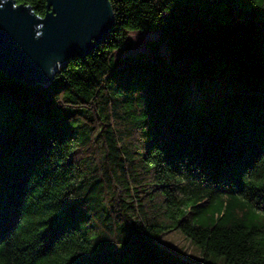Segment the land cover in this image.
<instances>
[{
  "label": "trees",
  "instance_id": "obj_1",
  "mask_svg": "<svg viewBox=\"0 0 264 264\" xmlns=\"http://www.w3.org/2000/svg\"><path fill=\"white\" fill-rule=\"evenodd\" d=\"M110 1L107 37L49 85L0 71V264H187L158 246L174 229L264 264V0ZM146 30L152 55L114 58ZM227 66L242 88L191 107L187 81Z\"/></svg>",
  "mask_w": 264,
  "mask_h": 264
},
{
  "label": "water",
  "instance_id": "obj_2",
  "mask_svg": "<svg viewBox=\"0 0 264 264\" xmlns=\"http://www.w3.org/2000/svg\"><path fill=\"white\" fill-rule=\"evenodd\" d=\"M46 1L42 16L30 5L0 0V71L43 86L94 51L115 23L110 0Z\"/></svg>",
  "mask_w": 264,
  "mask_h": 264
},
{
  "label": "rangeland",
  "instance_id": "obj_3",
  "mask_svg": "<svg viewBox=\"0 0 264 264\" xmlns=\"http://www.w3.org/2000/svg\"><path fill=\"white\" fill-rule=\"evenodd\" d=\"M160 38L158 31H132L128 35V39L132 42V47L127 50L125 48L116 50L114 58L119 59L127 55H136L138 53H146L152 55V51L148 43L157 41ZM162 55L169 59V50L165 42L160 46ZM237 67H224L211 77H201L199 74L194 75L193 80H188L185 88V95L190 106L198 109L207 106L210 102H216L222 98L228 97L230 94L238 92L242 88L241 80L237 76ZM219 204L215 201V219L214 210L209 209L206 212L196 215L193 222L196 224H212L216 221ZM172 219H167L169 223ZM238 220L239 216L235 217ZM159 248L171 254L173 258L186 261L187 264H225L222 256H209L203 259L200 247L192 242L180 229L171 230L162 235L158 240Z\"/></svg>",
  "mask_w": 264,
  "mask_h": 264
},
{
  "label": "snow or ice",
  "instance_id": "obj_4",
  "mask_svg": "<svg viewBox=\"0 0 264 264\" xmlns=\"http://www.w3.org/2000/svg\"><path fill=\"white\" fill-rule=\"evenodd\" d=\"M261 6H264V4H262Z\"/></svg>",
  "mask_w": 264,
  "mask_h": 264
}]
</instances>
